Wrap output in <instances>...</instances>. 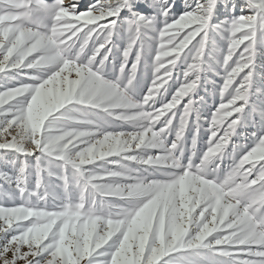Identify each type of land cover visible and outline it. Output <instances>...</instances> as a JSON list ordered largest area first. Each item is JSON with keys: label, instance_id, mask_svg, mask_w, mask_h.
Listing matches in <instances>:
<instances>
[{"label": "snow or ice", "instance_id": "snow-or-ice-1", "mask_svg": "<svg viewBox=\"0 0 264 264\" xmlns=\"http://www.w3.org/2000/svg\"><path fill=\"white\" fill-rule=\"evenodd\" d=\"M260 69L264 0H0V264H264Z\"/></svg>", "mask_w": 264, "mask_h": 264}, {"label": "rangeland", "instance_id": "rangeland-1", "mask_svg": "<svg viewBox=\"0 0 264 264\" xmlns=\"http://www.w3.org/2000/svg\"><path fill=\"white\" fill-rule=\"evenodd\" d=\"M260 71H264V69H260ZM209 89L211 88L210 85L207 86ZM201 95H204L203 91H201ZM205 100L207 101V103L209 105L213 104V97L209 94L207 96H205ZM218 102V101H217ZM207 139V135L206 133H203V129H202V140H201V146H203V141H206Z\"/></svg>", "mask_w": 264, "mask_h": 264}]
</instances>
